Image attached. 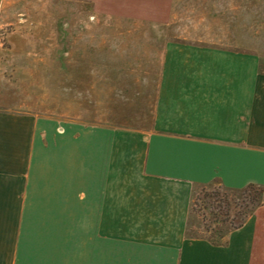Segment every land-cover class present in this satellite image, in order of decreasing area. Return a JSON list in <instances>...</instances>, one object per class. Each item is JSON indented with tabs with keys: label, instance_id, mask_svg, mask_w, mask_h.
I'll use <instances>...</instances> for the list:
<instances>
[{
	"label": "crops",
	"instance_id": "obj_1",
	"mask_svg": "<svg viewBox=\"0 0 264 264\" xmlns=\"http://www.w3.org/2000/svg\"><path fill=\"white\" fill-rule=\"evenodd\" d=\"M50 1L57 63L0 74L57 88L0 101V264H264V201L188 236L198 189L264 190L258 0Z\"/></svg>",
	"mask_w": 264,
	"mask_h": 264
},
{
	"label": "rangeland",
	"instance_id": "obj_2",
	"mask_svg": "<svg viewBox=\"0 0 264 264\" xmlns=\"http://www.w3.org/2000/svg\"><path fill=\"white\" fill-rule=\"evenodd\" d=\"M18 2L19 6L13 10V15L19 17L18 22L13 26L0 28V62L4 66L7 65L2 68L0 74L4 80L10 79L13 74L10 63H18L17 66L22 71L34 70L40 73H36L34 78H41L40 69L48 62L58 61L57 54L48 55L42 51L45 46L57 47L60 7L58 2L50 0ZM258 5L260 35L264 38V0H258ZM262 71L264 72V62ZM36 82L38 85L12 87L9 82L4 81L0 86V101L10 104L12 96L18 97L17 100L20 102L28 101L37 111L42 112L44 95L49 89L57 88H45L41 81ZM13 89L17 91L16 95L12 94ZM261 198L262 194L257 189L241 192H230L220 187L198 189L194 198L188 236L207 238L214 242L222 241L230 229L241 221L243 214L248 213Z\"/></svg>",
	"mask_w": 264,
	"mask_h": 264
},
{
	"label": "trees",
	"instance_id": "obj_3",
	"mask_svg": "<svg viewBox=\"0 0 264 264\" xmlns=\"http://www.w3.org/2000/svg\"><path fill=\"white\" fill-rule=\"evenodd\" d=\"M263 72V71H262ZM248 189H257V190H259L260 192H261V194H262V198H261V201L257 204V205H255L248 213H245V214H243L244 215V217L241 219V221L238 223V225L239 224H241L242 222H245L246 221V219L255 211V209L257 208V207H259V206H261L262 205V203H263V201H264V198H263V195H264V190L262 189V188H259V187H256V186H250L249 188H247L246 190H248ZM246 190H243V191H246ZM225 224V222H223V225ZM230 233V231L228 232V234ZM227 234V235H228ZM226 235V236H227ZM225 236V237H226ZM224 237V238H225ZM223 238V239H224ZM222 239V240H223ZM210 240V239H209ZM211 241V240H210ZM211 242H213V243H220V242H214V241H211Z\"/></svg>",
	"mask_w": 264,
	"mask_h": 264
}]
</instances>
